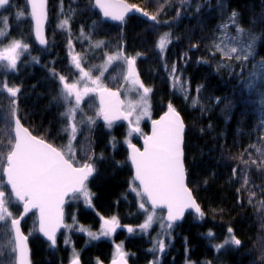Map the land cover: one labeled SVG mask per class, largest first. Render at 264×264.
Wrapping results in <instances>:
<instances>
[{
    "label": "trees",
    "instance_id": "16d2710c",
    "mask_svg": "<svg viewBox=\"0 0 264 264\" xmlns=\"http://www.w3.org/2000/svg\"><path fill=\"white\" fill-rule=\"evenodd\" d=\"M12 2L16 7L0 10V20L8 18L9 38L23 37L31 46L30 54L26 52L21 57L17 72L0 73V79L6 76L8 83L22 85L20 108L26 114V126L56 134L57 143L67 142L66 134L59 132L65 122L60 117L62 109H58L53 102L58 89L49 76V70L55 69L71 77L69 38L74 45L73 51L84 57L85 67L101 64L106 59L105 53L111 54L120 48L129 56L139 54L137 68L140 78L146 86L153 88L152 119L163 114L169 101L184 118L187 127L186 159L190 179L196 181L189 186L205 212L202 219L189 213L182 223L174 224L170 239L159 237L166 243L163 254L150 251L160 228H153L146 235H130L123 226L137 227L144 222V215L138 207V198L131 191L133 171L127 160L125 143L128 124L118 122L108 129L98 121L91 131L85 127L76 143L78 158L83 155L80 151L83 147L90 148L88 154H94L96 159L97 172L89 184L93 193L92 204L89 206L82 199L68 201L65 220L68 225L76 223L99 230L102 217L116 215L121 227L111 239L93 243L73 227L72 234L68 236L71 240L69 245L64 243V229L57 237V245L52 247L33 231L37 215L31 214L25 219L23 228L26 233L31 232L32 264H69L73 246L80 253L83 264H97L98 260L108 264L117 244H122L129 253L131 264H152L154 260L159 264H205L206 261L211 264H264L260 259L264 251V208L258 203L264 199L259 192V186L264 184V175L253 165L246 173L249 184L242 186L245 173L240 161L241 154L245 159L248 153L253 159L259 155L250 145L262 146L264 111L260 105V88L249 91L246 82L248 71L244 68L241 72L238 64H234L235 71L226 68L217 71V62L221 57L217 55L213 59L210 55L218 28L228 22L230 13L235 10L240 14L239 24L260 37L251 62L264 60V0H185L182 6L181 0H128L151 13L159 11V31L152 30L149 27L151 22L139 15L129 16L122 26L105 20L92 6V0H63L64 14L70 17V35L69 30L58 27V21L65 18L60 11L61 0H48L46 48L35 43L32 22L28 19L27 0ZM69 8L75 10L74 16ZM20 10H25V16L18 20L16 12ZM178 10L179 17L176 15ZM81 27L83 37L80 35ZM165 32H171L172 43L164 53H160L158 40ZM101 40L105 41L103 51L90 47V44ZM185 53L188 55L186 60L183 59ZM32 56L39 57L40 63H34ZM173 63L179 78L175 83L165 71V65L171 69ZM118 64L115 62L105 74L109 87L120 88L124 84ZM110 75L116 77L115 83L108 78ZM178 81L188 86L187 98L177 87ZM197 87L201 89L199 96ZM216 98L222 103L217 104ZM196 99L200 103L194 104ZM4 105L6 101L0 104V140L6 143L9 129L4 120ZM141 128L148 133L150 123H142ZM140 138L138 134H133L132 143L140 144ZM101 154L103 159H100ZM233 168L236 169L235 175ZM254 188L257 195L253 205H249L248 190ZM237 189L240 191L237 192ZM12 211L15 213L19 209L13 207ZM228 228L234 230L242 244L226 245L217 252L214 246L223 244L228 238ZM209 233L213 235L209 236Z\"/></svg>",
    "mask_w": 264,
    "mask_h": 264
},
{
    "label": "snow or ice",
    "instance_id": "6c2138e0",
    "mask_svg": "<svg viewBox=\"0 0 264 264\" xmlns=\"http://www.w3.org/2000/svg\"><path fill=\"white\" fill-rule=\"evenodd\" d=\"M185 0H181V6ZM92 6L98 8L104 18L119 22L122 26L126 24L129 13H138L142 18L150 21L149 27L159 31L161 21L158 19L159 11L151 13L137 4L129 3L128 0H92ZM16 7L12 0H0V10L7 11ZM27 7L30 8L28 19L34 22V39L40 46H47L48 40L45 35V25L49 20L48 0H27ZM61 14H64L63 0L60 5ZM199 11V9H197ZM69 12L75 15V10L69 8ZM58 21V27L69 30L70 17ZM179 17V10L176 13ZM25 16V10L16 12L19 20ZM240 14L233 10L228 22L221 26L222 35L215 39L211 45L210 55L215 59L217 55L221 59L217 62V71L226 68L235 71V64L244 71L243 65L254 58L257 42L260 39L252 30L246 31L239 24ZM4 27L0 28V73H15L19 69L21 57L24 53L30 54V44L25 42L23 37L9 38L8 18L3 17ZM95 27V22L93 23ZM234 28L235 35L229 29ZM81 37L84 36L81 27ZM171 32H165L159 37L158 49L164 53L172 43ZM7 40L5 43L4 41ZM70 50V71L71 77L49 70V76L57 85V93L53 102L60 111L61 120L65 123L60 127L59 132L66 134V143H57L55 135L43 128L33 129L28 125L26 114L21 112L20 96L22 85L8 83L6 76L0 79V104L6 101L3 107L4 120L9 129V138L5 143L0 140V264H32L30 236L26 233L22 221L29 213L38 218L34 222L33 231L42 234L50 242L52 247L57 245V234L62 228L70 230L72 225L65 223V204L68 201L83 200L91 206L93 193L89 188L91 178L97 172L96 159L94 154L89 155L91 149L81 148V158L77 156L76 143L78 135L87 127L91 131L98 121L111 129L117 121H127L128 132L125 143L128 148L127 160L134 169L131 180V191L139 200V209L144 215V222L138 225L141 232L151 228L154 223H159L160 233L155 240L152 252L163 254L166 250L165 238H171L173 225L184 219L185 213L189 210L195 212L198 218H203L205 212L194 194L190 184L196 181L190 179L191 172L186 159V124L180 111L169 101L166 110L158 119H151L152 103L151 95L153 88L146 86L140 78L137 68L139 54L129 56L122 48L111 54L105 53L106 59L99 65L84 66V57L73 51L74 45L69 38L67 41ZM91 48L103 51L105 41H97L90 44ZM193 47H199L193 45ZM34 63H40L39 57L32 56ZM183 59H188L187 53ZM115 62L117 67L122 69L121 79L126 88L109 87L105 82L106 73ZM203 62V61H202ZM74 70V71H72ZM165 71L169 72L170 79L175 83L177 67L173 63L171 69L165 65ZM113 83L115 76H109ZM247 87L249 91L260 88L261 110L264 111V60L255 65L248 73ZM200 87L196 93L199 96ZM125 93L126 99L121 98V92ZM181 93L187 98L189 88L187 85H180ZM135 92V99L130 94ZM194 104L199 103L196 99ZM216 103H222L216 98ZM89 112L92 114L89 115ZM151 119V133L147 134L141 128V121ZM138 134L143 137V144L137 147L132 143L131 137ZM262 146L255 144L249 147L255 148L259 154L253 159L248 153L245 159L243 154L240 161L245 173L242 186L249 184L246 175L249 167L255 165L264 175V137H261ZM115 145V139L112 141ZM247 151V149L245 150ZM100 159H103L101 154ZM236 169L233 168V175ZM207 183V181H204ZM248 190V189H246ZM240 189H237L239 192ZM261 196H264V184L259 186ZM249 205L257 195L256 189L248 190ZM264 208V199L258 201ZM19 209L13 212L12 208ZM35 210V211H34ZM158 210L166 215H158ZM75 222V217H72ZM102 228L99 233L91 229L79 227V231L87 232L92 240L100 236H111L121 227L119 217H102ZM129 233L137 229L132 225H124ZM229 236L223 242L214 246L219 252L226 245L240 246L242 241L236 237L234 230L228 228ZM212 236V233L208 234ZM65 245L71 244L70 238L66 237ZM129 253L122 244L115 246V252L111 264H129ZM261 261H264V251L261 252ZM69 264H82L80 253L72 247ZM97 264H102L99 260ZM152 264H159L154 260ZM205 264H211L206 261Z\"/></svg>",
    "mask_w": 264,
    "mask_h": 264
},
{
    "label": "rangeland",
    "instance_id": "374dc122",
    "mask_svg": "<svg viewBox=\"0 0 264 264\" xmlns=\"http://www.w3.org/2000/svg\"><path fill=\"white\" fill-rule=\"evenodd\" d=\"M117 24H119V23H117ZM3 27H4L3 20H0V28H3ZM233 29H234V28H231V29H229V31L231 32L232 35H235V30H233ZM221 35H222V32H221V27H220V29H218V32H217V37H219V36H221ZM0 39H2V38H0ZM251 60H252V59H251V57H250L249 60L243 65V67L246 68V70L248 71V73H249L251 70H253V68H254L255 65H258L259 62H261V61H258V62H257V61L251 62ZM234 64H235V62H234ZM246 80H248V74L246 75ZM246 82H247V81H246ZM181 84H183V83L178 81L177 87L179 88V90H180V85H181ZM183 85H185V84H183ZM130 96H131V98L135 99V97H136V93L133 92V93L130 94ZM126 98H127V97H126L125 94H124V99H126ZM199 103H200V102H199ZM151 119H152V116H151ZM151 119L146 118V119L142 120L140 126H142V123H144V122H146V121L150 122ZM161 214L165 215V213H161V212L158 211V215H161ZM80 226H81V225H78V224H76V223H73L71 229H70V230H66V237H68V236H70V235L72 234V232H73V231H72V228H73V227H75L76 230H77L78 232L84 234V235L87 237L88 241H89V242H92V243H93V242H97V241L102 240V239H111L112 236L115 234V233H114V234L111 235V236H100L99 239H97V240H92V239H90V238L88 237L86 231H85V232H81V231H79V227H80ZM83 227H84V226H83ZM156 227H158V229L160 228L158 222H157V223H154V224L151 226L150 229L141 232V231L139 230L138 226H137V227H134V228H136L137 230H136L134 233H129V234H130V235H139V236H140V235H146V234H148L153 228H156ZM84 228H85V229H91V228H89V227H84ZM101 228H102V225H101V227H100L99 230H93V229H91V230L94 231V232H96V233H99L100 230H101ZM123 228H125V229L127 230L126 227H123ZM118 229H119V228H118ZM118 229H117V230H118ZM117 230H116V231H117Z\"/></svg>",
    "mask_w": 264,
    "mask_h": 264
},
{
    "label": "water",
    "instance_id": "95a60500",
    "mask_svg": "<svg viewBox=\"0 0 264 264\" xmlns=\"http://www.w3.org/2000/svg\"><path fill=\"white\" fill-rule=\"evenodd\" d=\"M98 9V8H97ZM29 10H30V8H29ZM98 11L100 12V10L98 9ZM100 14L102 15V13L100 12ZM132 15H139L140 16V14H138V13H129V16H132ZM128 16V17H129ZM102 17H103V15H102ZM104 18V17H103ZM105 20H107L108 22H112V23H119V22H117V21H112V20H110V19H107V18H104ZM146 19V18H145ZM34 22H32V24H33ZM47 24H48V22L46 23V25H45V35H46V38H47V33H46V28H47ZM120 24V23H119ZM33 36H34V30H33ZM36 42V41H35ZM36 44L37 45H39L38 44V42H36ZM40 46V45H39ZM48 46V45H47ZM47 46H40V47H42V48H46ZM121 88H126V85L125 84H123V86L121 87ZM123 91L121 92V98L123 99ZM158 119V118H157ZM99 122H101V123H104L103 121H99ZM118 122H124V123H127V121H117L116 123H118ZM128 124V123H127ZM186 131H187V127H186ZM151 133V123H150V130H149V132H148V134H150ZM186 134V133H185ZM142 144H143V137L141 138V146H142ZM137 145V144H136ZM137 147H140L139 145H137ZM132 167V166H131ZM132 171H133V175H134V169L132 168ZM66 204H67V202H66ZM66 204H65V206H66ZM65 209V208H64ZM35 211V210H34ZM159 211V210H158ZM64 213H65V210H64ZM189 213H195L194 211H192V210H189L188 212H186L185 213V216H184V219L182 220V221H179V222H177L176 224H180V223H182L184 220H185V218H186V216L189 214ZM31 213H29L28 214V216L30 215ZM37 214V218H38V213H36ZM165 215H166V213H165ZM27 216V217H28ZM27 217H25V219L27 218ZM25 221V220H24ZM24 221H22V225H23V222ZM61 230H63V228L61 229ZM60 230V231H61ZM60 233V232H59ZM58 233V234H59ZM58 234H57V236H58ZM41 236H42V234H40ZM43 237V236H42ZM46 241H47V239L45 238V237H43ZM129 262V261H128ZM108 264H111V262L110 263H108ZM129 264H131L130 262H129Z\"/></svg>",
    "mask_w": 264,
    "mask_h": 264
},
{
    "label": "flooded vegetation",
    "instance_id": "af4514ba",
    "mask_svg": "<svg viewBox=\"0 0 264 264\" xmlns=\"http://www.w3.org/2000/svg\"><path fill=\"white\" fill-rule=\"evenodd\" d=\"M135 144H137V143H135ZM137 145H139L141 147V141H140V144H137Z\"/></svg>",
    "mask_w": 264,
    "mask_h": 264
},
{
    "label": "bare ground",
    "instance_id": "6f19581e",
    "mask_svg": "<svg viewBox=\"0 0 264 264\" xmlns=\"http://www.w3.org/2000/svg\"><path fill=\"white\" fill-rule=\"evenodd\" d=\"M221 26H222V25H221ZM221 26H220V27H221ZM220 27H219L218 29H220Z\"/></svg>",
    "mask_w": 264,
    "mask_h": 264
}]
</instances>
